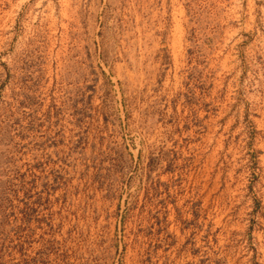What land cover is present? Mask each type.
Here are the masks:
<instances>
[{"label": "rangeland", "instance_id": "obj_1", "mask_svg": "<svg viewBox=\"0 0 264 264\" xmlns=\"http://www.w3.org/2000/svg\"><path fill=\"white\" fill-rule=\"evenodd\" d=\"M0 264H264V0H0Z\"/></svg>", "mask_w": 264, "mask_h": 264}]
</instances>
